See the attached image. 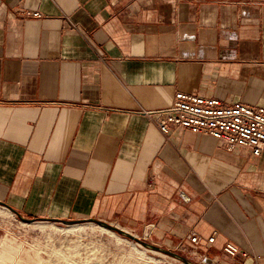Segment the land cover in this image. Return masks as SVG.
<instances>
[{"label":"crops","instance_id":"obj_1","mask_svg":"<svg viewBox=\"0 0 264 264\" xmlns=\"http://www.w3.org/2000/svg\"><path fill=\"white\" fill-rule=\"evenodd\" d=\"M177 91L264 102V0H0V199L264 264V149L165 138L138 109Z\"/></svg>","mask_w":264,"mask_h":264},{"label":"rangeland","instance_id":"obj_2","mask_svg":"<svg viewBox=\"0 0 264 264\" xmlns=\"http://www.w3.org/2000/svg\"><path fill=\"white\" fill-rule=\"evenodd\" d=\"M107 221L155 243L153 238L139 235L121 221ZM166 248L176 250L199 264H212L209 257L190 255L180 247ZM60 252L71 256L67 264H183L94 222H23L0 205V264H58L55 261L61 258Z\"/></svg>","mask_w":264,"mask_h":264},{"label":"built area","instance_id":"obj_3","mask_svg":"<svg viewBox=\"0 0 264 264\" xmlns=\"http://www.w3.org/2000/svg\"><path fill=\"white\" fill-rule=\"evenodd\" d=\"M71 24L78 29L75 23ZM98 58L107 62V58L101 54H98ZM138 110L165 138H168L170 125L174 124L197 133L210 134L228 150L246 148L251 155L258 156L264 149V102L249 104L236 100L225 103L218 97L177 91L169 105L154 109L140 105ZM178 197L184 203L190 200V196L183 190L178 191ZM213 238L210 236L208 240L213 241ZM189 240L197 244L201 237L191 230ZM180 248L190 255L197 252L181 245ZM223 249L228 255H235L239 250L233 243H226Z\"/></svg>","mask_w":264,"mask_h":264},{"label":"water","instance_id":"obj_4","mask_svg":"<svg viewBox=\"0 0 264 264\" xmlns=\"http://www.w3.org/2000/svg\"><path fill=\"white\" fill-rule=\"evenodd\" d=\"M0 205L8 208L11 212L15 213L19 217V219L23 222H34V221H38V220H49V221H54V222H62L65 224H75V223H81V222H85V221L94 222V223H96V224H98L104 228L118 232L119 234L138 242L139 244H141L145 248H148V249L154 250V251H158V252L164 253L166 255H169L175 259H178L183 264H199V263L191 260L189 257L183 255L182 253H180L176 250L166 248L164 246L149 242V241H147L143 238H140L137 235H135V234H133V233H131V232L115 225V224H112V223H110L104 219L98 218V217L89 216V217L69 218V219L68 218H59V217H44V216L33 217V216L23 215L16 208H14L12 205H10L8 202L1 200V199H0Z\"/></svg>","mask_w":264,"mask_h":264},{"label":"bare ground","instance_id":"obj_5","mask_svg":"<svg viewBox=\"0 0 264 264\" xmlns=\"http://www.w3.org/2000/svg\"><path fill=\"white\" fill-rule=\"evenodd\" d=\"M117 225V224H116ZM211 236V235H210ZM201 237V236H200ZM63 254V255H62ZM59 256L61 257V258H56V260H59L58 262L57 261H55V263H60V264H67V262H69L70 260H71V256L69 255V253L67 254V252L66 253H63V252H60L59 253ZM73 259V258H72ZM78 259V258H77ZM72 262H74V260L72 261ZM70 264V263H69ZM74 264V263H73ZM88 264V263H87Z\"/></svg>","mask_w":264,"mask_h":264}]
</instances>
